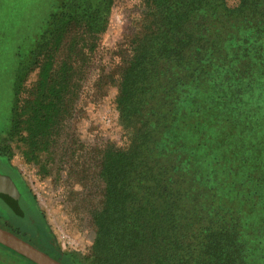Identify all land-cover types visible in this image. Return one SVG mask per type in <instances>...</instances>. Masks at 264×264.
<instances>
[{
    "label": "trees",
    "instance_id": "obj_1",
    "mask_svg": "<svg viewBox=\"0 0 264 264\" xmlns=\"http://www.w3.org/2000/svg\"><path fill=\"white\" fill-rule=\"evenodd\" d=\"M12 90L0 156L64 163V194L91 153L79 123L113 95L126 143H94L97 191L70 201L86 264H264V0H52Z\"/></svg>",
    "mask_w": 264,
    "mask_h": 264
},
{
    "label": "rangeland",
    "instance_id": "obj_2",
    "mask_svg": "<svg viewBox=\"0 0 264 264\" xmlns=\"http://www.w3.org/2000/svg\"><path fill=\"white\" fill-rule=\"evenodd\" d=\"M227 1L230 6L239 2ZM51 5L52 0H0V140L6 135L9 125L18 51L33 40ZM129 17V10L124 4L116 7L106 37H118L129 24ZM112 97L109 94L98 109H90L79 123L80 132L76 136L80 141L91 144V153L84 174H77L74 179V182L79 181L80 186H74L72 193L64 194L69 190L67 184H70L66 181L64 163L60 169L57 168V160L45 161L44 166L50 169L46 174L41 169V163L25 162L17 142L12 143L14 155L11 159L0 156V170H4L0 176L11 181L18 193L14 209L0 195V223L26 235L27 239L57 255L66 264H86L85 257L95 235L86 213L82 209L71 210L73 204L70 203L71 199L81 198L77 194L79 189L88 198L97 191L94 143L107 137L119 146L126 143ZM97 125L103 131L95 129ZM63 159L66 160L67 155ZM41 228L45 233L42 240L39 236ZM34 231L37 236L33 235ZM7 249L0 244V264H25Z\"/></svg>",
    "mask_w": 264,
    "mask_h": 264
},
{
    "label": "water",
    "instance_id": "obj_3",
    "mask_svg": "<svg viewBox=\"0 0 264 264\" xmlns=\"http://www.w3.org/2000/svg\"><path fill=\"white\" fill-rule=\"evenodd\" d=\"M0 181H3L7 187L1 191L0 195L7 194H18L15 185L3 177L0 176ZM0 244L4 247L24 256L36 264H66L63 261L53 257L46 251L38 248L31 242L20 237L13 231L0 226Z\"/></svg>",
    "mask_w": 264,
    "mask_h": 264
},
{
    "label": "flooded vegetation",
    "instance_id": "obj_4",
    "mask_svg": "<svg viewBox=\"0 0 264 264\" xmlns=\"http://www.w3.org/2000/svg\"><path fill=\"white\" fill-rule=\"evenodd\" d=\"M0 164H2V162L0 161ZM0 173H4V170L2 169V171L0 170ZM1 196L3 197V199L7 202V204H9V206H11L13 209L14 207L16 206V198H17V195H14V194H10L8 195L7 193H4V194H1ZM7 229L13 231L14 233H16L17 235L19 236H22V237H26V235L24 234H21L20 232H17L15 229H13L12 227H9V225H4Z\"/></svg>",
    "mask_w": 264,
    "mask_h": 264
}]
</instances>
